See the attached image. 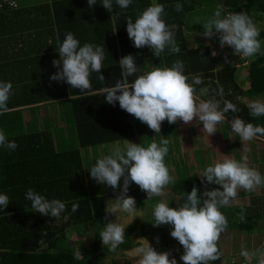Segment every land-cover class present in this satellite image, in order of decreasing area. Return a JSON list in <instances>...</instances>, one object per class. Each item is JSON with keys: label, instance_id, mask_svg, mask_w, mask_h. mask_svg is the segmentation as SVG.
Listing matches in <instances>:
<instances>
[{"label": "trees", "instance_id": "obj_1", "mask_svg": "<svg viewBox=\"0 0 264 264\" xmlns=\"http://www.w3.org/2000/svg\"><path fill=\"white\" fill-rule=\"evenodd\" d=\"M261 14L264 0H0V264H110L109 255L131 249L135 225L109 246L96 234L87 254L81 241L76 249L69 231L77 238L89 225L105 226L113 198L126 210L144 211L146 235L160 234L167 252L171 248L192 264H221L218 237L258 221L251 213L257 209L213 201V183L225 181L224 175L234 179L230 163L240 156L235 145L229 148L236 141L244 155L235 184L244 188L234 189L260 193L264 187L263 175L254 178L256 166L245 164L249 150L264 163V143L249 137L264 140V109L236 99L264 97V30L256 29L264 22ZM227 16L246 46L245 59L229 48L224 58L214 57L209 41L190 40L191 35L218 37ZM178 96L210 110L206 115L226 129L214 136L191 132L181 152L193 162L183 163L181 171L174 165L155 168L160 184L145 188L123 180L120 192L110 194V172L119 163L112 158V168L106 166L113 144L122 158L127 143L131 163L139 166L135 152L146 158L154 139L166 146L179 127L190 131L188 124L178 125L172 105ZM42 106L50 111L38 121ZM196 106L192 122L204 119ZM14 108L21 109L8 111ZM57 119L68 137L54 130ZM223 137L232 157L213 163L219 152L212 142ZM174 144L170 151L179 155ZM206 167L218 175H205ZM172 229L173 241L168 240Z\"/></svg>", "mask_w": 264, "mask_h": 264}, {"label": "rangeland", "instance_id": "obj_2", "mask_svg": "<svg viewBox=\"0 0 264 264\" xmlns=\"http://www.w3.org/2000/svg\"><path fill=\"white\" fill-rule=\"evenodd\" d=\"M15 1H20L21 4H25L28 2V0H15ZM259 17H262L264 20V14H261ZM252 19H256V17L252 18ZM250 24L246 25V29L250 28V26H251ZM256 29L264 30V22L257 24ZM189 35H191V34H189ZM239 37H240V33L233 40L234 46L231 49L233 51H235L234 53L237 54V56L240 55V56L244 57L243 53L246 54V52H244V49L246 48V46L242 45V43H241L242 40H240ZM196 39H198L200 41L206 39L207 41H209V43L211 45V50H213L216 53V55L218 54L219 58L225 57V51L220 52L219 47H214L215 43L217 42L218 39L215 40L214 37H211L209 35H206L204 37L199 36V35L198 36H196V35L192 36L191 35L190 40H194L193 42L195 43ZM238 39H239V43H241L240 45L238 44ZM243 46H245V47H243ZM222 62L225 64L226 61L222 60ZM242 66L246 67L247 65L243 64ZM236 99H240L243 103L247 104V106L253 110L264 109V97L257 99V100H253L249 97H242L241 98L240 96H238V97H236ZM52 102H55V101H52ZM172 105H173L174 109H176L178 121H181V123L178 125H183V127H185V125L188 124L187 125L188 130H190V131L186 132L184 129H180V127H179L178 129H179L180 133H172V135H170V137H172V138L169 139L168 143H166V146L163 144L161 145L162 149H160L159 153H157L158 155H153L154 158L152 159V161H153V164L156 165L158 168L159 167L160 168L161 167L172 168L174 165V166H176V169L181 171V170L185 169V166H183V163L188 165L190 162H193L192 158H190L191 155H189L185 152H181L183 149V144H185L187 141L190 142L191 132L193 134L197 135L198 137H201L203 135L214 136L215 132L219 133V132H221V130H225L226 128H225V124L221 123V121L219 119H217L213 116L210 117L211 113H212L210 110L209 111L206 109H205L206 111L200 110L196 106V102L193 100H187L184 97H173L172 98ZM193 106H196L198 111L204 113L203 114L204 119H206L205 118L207 116L206 114L210 113V116L209 117L207 116L208 121L204 120L202 118L201 121H199V122H192L193 116H191L190 114H191V108ZM47 107H49L48 104H47ZM47 107L42 106V112H44V114L41 115V112H39V111L36 113L38 121H43L44 120L43 115H46L45 111H50V109L49 108L47 109ZM64 107H67V106H64ZM52 109H54V108H52ZM63 109L67 110V108H63ZM46 117H48V115H46ZM67 117H68V113H67ZM58 121L59 120L57 119V121L55 123L56 125H55L54 130H56L57 132H59V131L65 132L67 135L68 132L65 130V125L62 124L61 121H59V122ZM231 130H232L231 127H229L228 131L232 132ZM233 136H234V134H233ZM60 137H61V135H60ZM67 137H68V135H67ZM251 139H254L257 142L262 143V140H259L256 138H251ZM237 142L238 141L233 143L232 146L235 145L236 150L239 151L240 157H238V160H239V162L240 161L242 162V160H243V158H242L243 155L241 154L242 146H241V143L238 145ZM172 143H175L174 146L179 148V150H180L179 155H177L175 151H174L175 154H173V155L170 154V152L168 153V150H170V146ZM242 143H244V142L242 141ZM111 147H109V148H111ZM127 148H129V146L127 145V143H125V149L122 152V154H123L122 158L119 156L120 152H118L119 151L118 145L113 144V148H111L112 151L111 152L107 151L108 152L107 154H109V160H107L108 165H106L108 167V169H110L109 166H111V164L113 165L114 161H119V163L115 165L116 170L113 171L111 169L110 177H109L110 183L112 186V190L110 191L111 192L110 194H112L113 196L117 195L120 192L121 185H123V183H124L123 180H125V179L126 180L128 179L129 182H132L133 184H135V178H137L138 175H141L143 181L145 182L146 176L144 175L145 171H143L142 165L139 164V166H138L134 162L131 163L132 162L130 160L131 154L129 151L126 150ZM211 148H215L219 152L218 155H214L210 159L213 163L218 161L219 159H222L224 156L226 158L228 157V155L232 157V153H230V151H227V152L225 151L224 143L220 142L219 139L214 140V142H212ZM229 149H231V147ZM199 150L200 149L196 150L197 155L201 154V152H199ZM105 152H106V150H105ZM214 152H215V150H214ZM249 152H250V155L246 158L247 162L245 164L251 165L253 163L256 166L253 168V171H254L253 173L255 176L254 178H255V180L260 179V177L262 175L264 176V163H261L258 160L259 157H258L257 153H255V152L251 153L250 150H249ZM165 153H167V155H165ZM220 154H222V156H220ZM112 158L114 159V161H112ZM178 159H179V161L176 163V161ZM111 162H113V163H111ZM225 162H226V159H225ZM260 165H263V166H260ZM237 166H239V163H237ZM261 167L263 168L262 172L259 169ZM195 169H196L195 171L198 172L197 168H195ZM171 172H172V169H171ZM164 183L171 185L173 182L171 180H169V181L167 180V181H164ZM170 187H172V186H170ZM164 189H167V187ZM217 189H221V188L218 186L217 183L214 182L212 185V190H217ZM118 202L119 201L117 198L112 199V201L110 203L113 206L112 212H111V218L105 226H102L100 224H92V225H89L88 228L86 227V230H85L86 235H84L82 233L84 238H86L87 242H88V240H91V238L93 236H95L96 234H101V235H103V241H104L102 245L109 246L116 239L120 238L119 236L123 235V233L127 227H132L133 225H135L134 230L131 232V235H130V236H132L131 237V240H132L131 249L127 250V251H122V250L116 251V252L112 253L111 255H109L106 261H109L110 264H143L144 260L149 258V259L153 260L154 264H192L191 261H189V259L186 256L177 257L175 254H171V253L165 254L164 252H162V248H159V249L155 248L153 246L152 240L149 238L150 236L146 235L147 229L145 228V226H143V224L145 222L143 219L145 218V215H147V214H144V211H141V210L138 211L137 209H135V210H129V209L123 210V207H119ZM156 203H157V205H160L159 201H156ZM165 204H167L165 206L166 210H170L172 208L168 205V201H166ZM151 207L153 209H155L156 205H152ZM165 208H164V210H165ZM70 233H71V237L73 238L71 240H73V242H75V244H76V242H78L79 239H76V234L74 232H70ZM219 234H221V232ZM218 235H216V236L218 237ZM83 241L86 242L85 240H83ZM180 242H181V240H178V242L175 241V243H177V248H178V244H180ZM87 244L88 243H86V245ZM219 247H220V253L222 254L223 244H221V242L219 244ZM88 251L89 250L84 251V249H83L82 253H85ZM225 263H229V262H227V258H225V255L222 254L221 264H225Z\"/></svg>", "mask_w": 264, "mask_h": 264}, {"label": "crops", "instance_id": "obj_3", "mask_svg": "<svg viewBox=\"0 0 264 264\" xmlns=\"http://www.w3.org/2000/svg\"><path fill=\"white\" fill-rule=\"evenodd\" d=\"M241 153L244 155L243 150ZM232 173H234V179L223 176L225 181L220 183L219 187L221 189L212 190L213 196L216 197L213 201L219 205L227 203L234 207L241 205L252 208V210L257 209L258 213H251L257 216L258 221L253 228L250 227L247 230L235 228L234 230L223 232L218 237L219 243L223 244L222 254L225 255L227 262H229L225 264H264V187L260 190V193L257 192L256 188V190L248 188L245 193H242L240 190L234 189V185L240 184H235L238 181L237 169L232 171ZM222 183L225 184L227 191H222ZM239 188H244V184H240ZM228 191L231 193L226 195ZM240 226L248 227V225ZM257 260H259L258 263Z\"/></svg>", "mask_w": 264, "mask_h": 264}, {"label": "clouds", "instance_id": "obj_4", "mask_svg": "<svg viewBox=\"0 0 264 264\" xmlns=\"http://www.w3.org/2000/svg\"><path fill=\"white\" fill-rule=\"evenodd\" d=\"M227 17H229V16H227ZM230 18V17H229ZM231 20V19H230ZM231 22H232V20H231ZM233 23V22H232ZM234 24V23H233ZM235 25V24H234ZM235 27H236V32H235V34L233 35V37H231V39L228 41H224V37H223V34L221 33V31H220V33H219V36L218 37H214L215 38V40L216 39H218L217 40V42L215 43V46L214 47H219V49H220V52H222V51H224L225 49H227V48H229V49H231L233 46H234V43H233V40L238 36V34H239V32H238V28H237V26L235 25ZM206 36V35H205ZM204 37V36H203ZM211 37H213V36H211ZM206 40V39H205ZM226 42H227V44H226ZM238 44L240 45L241 43H239V39H238ZM224 45V46H223ZM232 50V49H231ZM211 55L212 56H214V57H217L218 56V54L216 55V53L213 51V50H211ZM243 55H244V57H242V56H240V58H242V59H245L246 57H247V54H245V53H243ZM152 85H155V86H157V87H161V88H164V89H169V90H171L173 93H180V94H185V95H187V93H185L184 91H182L181 89H173V88H171L170 86H169V84H156V83H151ZM165 95V93H161V95L160 96H164ZM178 97H182V96H178ZM190 97V96H189ZM42 104H45V103H41V104H38V105H42ZM21 108H23V107H21ZM21 108H14V109H8V111H12V110H17V109H21ZM259 110H261V109H259ZM263 110V109H262ZM219 117L221 118V119H223V120H226V121H228L229 122V120L226 118V117H223V116H221V115H219ZM231 125V127H236L235 125H233V124H230ZM240 129V128H239ZM240 131V130H239ZM247 134V133H246ZM249 136V135H248ZM250 138H256V137H254V136H252V135H250L249 136ZM256 139H259V140H262V143H264V140L263 139H260V138H256ZM224 140H225V137H223L222 138V140L220 141V142H224ZM156 141V139H154V143H153V151H149V152H146V158H144L143 156L140 158V151L139 152H133L134 154L133 155H140L139 156V162H138V164H141L142 165V162L143 163H145L146 165H143L142 166V168H143V171H145L144 170V166H147V168L148 167H150V174H148L146 171H145V173H144V175L146 176L145 177V182L143 181V179H142V176L141 175H138V177L137 178H135V184H133V185H136V183H137V181H138V183L139 182H141L142 183V187H145V188H147L148 186H151V185H156V184H160L161 183V181H160V178L159 177H157V175H156V173H157V171L155 172V168H158L156 165H154L153 164V161H152V159L154 158L153 157V155H158L157 153H159V151H160V149H161V145L163 144V142L161 141V140H159V142L158 143H156L155 142ZM138 145V144H137ZM158 145H160V146H158ZM231 145V144H230ZM230 151H232L233 150V148H232V145H231V149H229ZM170 152V154H175L174 152H171L170 150H168V153ZM165 155H167L166 153H165ZM131 157H132V155H131ZM179 161V159L176 161V163ZM234 161V162H233ZM231 163L230 162H228L227 161V163H230V169L232 170V171H234V170H236L237 168H239L238 166H237V163H241V161L239 162V160H237V159H235V160H233ZM148 164V165H147ZM113 166V165H112ZM112 168V167H111ZM149 169V168H148ZM206 171H205V175H207L208 174V170L210 169V168H207L206 167ZM240 169H241V171L243 170V167H240ZM218 171H214V170H212L211 169V171L209 172V174L208 175H211V174H215V175H218ZM225 176V175H224ZM148 177H150V180L148 179ZM223 177V176H222ZM126 180V179H125ZM129 181H128V179L126 180V183H128ZM130 183H132V182H130ZM221 183V182H220ZM220 183L218 184V186L220 185ZM126 185V184H125ZM222 191H227V188H226V186H225V184H223L222 183ZM211 189H212V187H211ZM229 193H231L230 191H228L227 193H226V195H228ZM225 195V196H226ZM224 196V197H225ZM123 210H126V209H124L123 208ZM75 230L76 231H78L76 228H75ZM70 232H72V231H69V235L71 236V233ZM75 232V231H74ZM170 232V235H169V237H168V240H171V241H173L177 236L175 235V233L173 232V229L172 230H170L169 231ZM82 233L84 234V235H86L85 233H86V231L84 230L83 232H77V238L76 239H79V241L78 242H76V249H78V250H81V249H79L80 248V241L83 243V247H82V250L84 249V251L85 250H88L87 248H88V245H89V241L90 240H88V242H87V240H86V238H84V236L82 235ZM76 234V233H75ZM150 237V239L152 240V243H153V246L155 247V248H157V249H159V248H162V252H164L165 254H169V253H171V254H174L171 250V248H170V250H169V252H167L166 251V246H164V240L162 239V236L160 235V234H155V235H149ZM83 240H85L86 242H84ZM76 241V240H75ZM86 243H88L87 245H86ZM175 243V242H174ZM177 245V244H176ZM81 250V251H82ZM88 252H85L84 254H87ZM146 260V259H145ZM144 260V261H145ZM143 264H144V262H143ZM154 264V263H153Z\"/></svg>", "mask_w": 264, "mask_h": 264}, {"label": "built area", "instance_id": "obj_5", "mask_svg": "<svg viewBox=\"0 0 264 264\" xmlns=\"http://www.w3.org/2000/svg\"><path fill=\"white\" fill-rule=\"evenodd\" d=\"M235 32H236L235 25L231 22L229 17H226V19L223 21V24L221 26V33L223 34L224 41H227V40L229 41L231 37H233Z\"/></svg>", "mask_w": 264, "mask_h": 264}]
</instances>
